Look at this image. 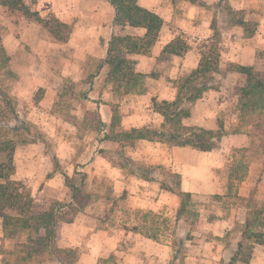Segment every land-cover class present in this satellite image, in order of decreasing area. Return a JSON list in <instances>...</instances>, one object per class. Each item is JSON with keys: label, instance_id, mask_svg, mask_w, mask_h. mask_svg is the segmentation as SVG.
Wrapping results in <instances>:
<instances>
[{"label": "crops", "instance_id": "0c3cea01", "mask_svg": "<svg viewBox=\"0 0 264 264\" xmlns=\"http://www.w3.org/2000/svg\"><path fill=\"white\" fill-rule=\"evenodd\" d=\"M223 1L227 3L223 4ZM137 2L163 20L158 40L147 54H131L126 51L121 56L122 60L131 64L132 72L140 75L141 80L137 86L110 77L111 68L105 64V61L114 37H143L146 33L145 29L119 25L115 14L112 16V23L109 24L104 22L99 24L96 17L90 22L84 20L82 23H75L73 27V22L68 20L69 15L65 20L59 15L63 22L72 28L73 47H80V51L78 48L74 56L60 57V60L62 62L64 60V64L78 71L82 68V61L90 56L100 62L97 69L99 73L93 75L90 81V86L93 87L84 89L83 96L86 101H91L102 94L109 101L96 103V107L85 111L82 118L73 119L66 110L63 113L65 118L62 116L55 120L59 119L68 124L75 120L80 122L75 126H84V123L91 122V118L86 119L87 113L94 111L100 115L103 123L100 133L106 135L110 132L112 123V107L117 106L122 118L121 129L129 131L133 128H159L164 122V117L156 107L151 108L150 99L156 98L155 101L153 100L154 105L155 102L175 101L180 90L178 81L184 80L198 69L205 53L203 49L216 39L220 51L218 60L220 71L215 74L218 87L205 92L193 107L191 117L184 121L188 126L215 130L216 126L218 127V119L216 121L215 115L214 120L212 119L213 113L218 114L225 105L223 102L228 81L234 77L244 76L234 70L226 71L225 67L228 65L258 67L259 62H264L262 58L264 57V0H196L195 3L190 0H137ZM226 6L231 9L230 12ZM249 27L252 29L250 34L247 32ZM88 32L91 33L90 36L86 34ZM88 37H91L90 43L87 42ZM178 37L186 43L187 49L181 55L164 53L167 45ZM30 72H33V68H30ZM83 72L76 73L74 79L77 80L76 83L83 84L81 82L83 76L86 79V74ZM60 74L69 76L71 73L60 72ZM33 76L35 79L36 75ZM88 77L90 75H87ZM32 78L30 74V81ZM55 86L44 83L46 95L54 94ZM58 86L64 88L61 83ZM145 103L148 107L144 105ZM147 108L149 109L146 110ZM49 117L51 119L53 115L50 114ZM97 143L99 149L106 151H115L119 147L117 142L106 140L105 137L97 140ZM247 143L248 139L231 134L222 139L218 148L204 152L192 147H172L165 143L140 140L134 147H127L125 153L127 157L147 166H162L166 172L180 175L182 191L190 193L193 198L208 190L213 169L217 164L220 166L219 159L216 164L212 159L220 157L222 153L232 148L246 147ZM16 151L18 152V148ZM15 157L16 152L14 160ZM57 157L63 163L70 165L63 172L61 169L51 171L54 174L47 180L44 193L46 197L61 203L63 207L59 208L62 212L67 210L68 204L80 207V212L72 222L60 220L55 226V241L58 248L75 250L78 256L75 264H99L101 258L110 255L116 256L118 264H162L163 262L183 264L186 259L192 260L190 264H211L209 259H200L193 254L187 256V253L183 254L181 249L176 248V242L179 246L191 242L200 219L197 215V221L192 225L185 216L178 217L181 198L175 193L162 189L160 182L146 181L131 175L126 169L114 167L98 152L80 153L73 151L72 148L69 155L59 154ZM75 161L78 163L77 166ZM71 167L74 171L69 173ZM63 173L67 176L81 174L86 178V182L84 180V184L78 186L81 193L77 199L72 198V191L68 188L71 197L67 203H64L68 198V189L66 183L64 186L62 181V177L65 178ZM157 176L161 180L164 179L162 174ZM103 180L108 183L107 195L101 185ZM86 183L87 185L84 186ZM169 183L173 185L171 180ZM84 187L88 189L86 195L84 193L82 195ZM92 192L98 195H93ZM221 194L228 197L229 183ZM241 207L246 212L244 221H241L244 224L247 209L242 205ZM169 219L177 227V240L174 244L168 241L164 243L162 240L164 227ZM201 222L204 223L202 228H208L215 234L221 231L225 234L223 238L226 239L230 237V228L234 225L235 216L230 212L226 214L225 219H219L217 223L204 218ZM184 227H186L185 238H183L184 233L179 237L178 231H183ZM0 228V237H3L4 228L1 218ZM229 239L235 241L236 238ZM230 241L225 240V245L221 244L223 246L214 244L215 251L220 250L219 264H228L229 255L235 250L232 246L228 248ZM257 246L260 245L255 246L251 264H259L262 260L260 255H264V246L263 249L262 246L258 248ZM210 254L216 256V253ZM205 256L210 257L209 254ZM3 258V254L0 253V264H5Z\"/></svg>", "mask_w": 264, "mask_h": 264}, {"label": "rangeland", "instance_id": "374dc122", "mask_svg": "<svg viewBox=\"0 0 264 264\" xmlns=\"http://www.w3.org/2000/svg\"><path fill=\"white\" fill-rule=\"evenodd\" d=\"M25 3L31 11H38L45 19H58L63 22L69 15L68 20L73 22L72 27L75 23H82L84 20L90 22L96 17H98L99 24L102 22L109 24L112 23V16L116 15L115 8L108 0H35L34 3H32V0H25ZM222 3L226 4L227 2L223 1ZM59 15H62L64 20ZM102 19L104 20L101 21ZM251 31L252 29L249 27L248 34ZM86 34L91 35L90 32ZM91 41V37H88L87 42L90 43ZM73 45L71 33L66 42H62L34 19L27 18L23 14L14 15L12 12H8L7 9L0 7V47L10 57L7 68L0 69V87L5 89L6 94L13 103L16 116L27 124L29 131H23V139L30 141V145L27 143L17 147L18 152L16 151L14 160L15 172L11 179L15 183L14 187H17L22 193L23 199L32 201L35 213L44 211L55 201L46 197L44 193L47 180L52 178L54 174L51 171L61 169L63 172L70 165V163L66 164L58 159L59 154L69 155L72 148L73 151L86 152L87 154L96 152L101 154V151L104 150L98 148L97 140L103 139L105 134L102 135L100 132L94 131L90 127L89 121L84 123V126H75L80 122L73 120L72 123L68 124L59 119L55 120V118L62 116L65 118L63 113L66 110L69 111V115L73 119L82 118L85 111H89L88 109L93 110L96 107V103H107L109 101L102 94L96 96L94 100L86 101L83 96L84 89L91 87V78L99 73L97 69L100 62L90 56L82 61V68L79 71L69 67L68 64H64L65 61L62 62L60 57H72L76 54L78 48L80 51V47H73ZM218 47L215 39L213 43L208 44L203 49L204 54L214 59L217 53V60H219L220 51ZM30 68H33V72H30ZM253 68L256 73L264 77V62H259L258 67L253 66ZM6 70L12 71L15 76L5 75L4 71ZM225 70H233V68L228 65ZM82 71L86 74V79L83 76L81 81L84 85L76 83L77 80H74L76 79V73H82ZM60 72L71 74L69 76L66 74V77ZM30 74L33 77L32 81H30ZM33 75H36L35 79ZM87 75H90V77L87 78ZM140 80L141 77H139V83ZM145 81L149 83L148 80ZM183 81V79L178 81L179 89ZM246 81V75L242 78L234 77L228 81L223 102L225 105L219 110L218 114L213 113L212 119L214 120V115L216 121L221 119L225 124L228 135L238 131L237 135L242 139H248L247 146L232 148L228 152L222 153L220 157L212 159L215 164L219 159L220 166L217 164L213 169V176L210 178L211 184L208 190L201 195H195L191 199L190 208L195 215H199L200 219L194 230L195 236L191 239V242L184 245L179 246L177 242L175 244L177 249H181V253L183 251V254L187 253V256L193 254L198 258L200 257V259H209L211 264H219L220 262V250L216 252L214 244H224L225 240L230 241L229 238H237L240 234L243 226L241 221H244L246 215L245 209L241 207L240 200L241 197L246 196L242 195L248 196L250 191L257 187L254 199L257 201L258 207L264 208V149L260 147L253 136L251 122H247L238 110L237 93L243 85L245 86ZM44 83L56 85L55 93L46 95V88H43ZM59 83L63 84L64 88H60ZM142 83L144 84V81ZM155 99V97L150 99L151 108L156 107L153 102ZM144 105L148 107L147 103ZM93 113L95 112L93 111ZM50 114L53 115L51 119L48 118ZM86 119H90L89 114L86 115ZM2 162L3 155L0 154V163ZM77 164L76 162L75 166ZM72 170L71 167V170H68L69 173ZM63 174L65 178L62 177V181L64 186L66 183L67 189L71 185L84 184V180L86 182L84 175L67 176L65 173ZM87 182L89 183V181ZM1 183H5V181L0 180ZM228 183L230 194L227 197L221 193L228 186ZM107 184L106 180L101 182L105 195H107ZM86 185L87 183L84 186ZM87 190L84 187L82 195L83 193L86 195ZM67 191L68 198L64 200V203H67L71 197V191L69 189ZM92 194L98 195L96 192H92ZM230 212L235 216V222L230 228L229 238L224 239L225 234L221 231L215 234L214 231L208 230V228H202L204 224L201 222L202 218L217 223L219 219H225L226 214H230ZM176 229L177 227L169 219L164 227L165 231L162 238L164 243L166 241L175 243L177 240ZM185 229L186 227L183 228V231H178L179 237L181 233H184L183 238H185ZM261 230L264 233V227ZM3 232L4 236L0 237V253L4 256L5 264H37L38 258L30 260L27 257L28 252L25 250V245L30 246V237H37L35 230L18 228L13 229L11 232ZM10 233L13 235L11 236ZM261 249H263V246ZM211 252L216 253V256H212ZM208 254L210 257L205 256ZM260 259L262 260L259 264H264V255H260ZM191 261L186 259L183 264H190ZM162 264L166 263L163 262Z\"/></svg>", "mask_w": 264, "mask_h": 264}, {"label": "trees", "instance_id": "16d2710c", "mask_svg": "<svg viewBox=\"0 0 264 264\" xmlns=\"http://www.w3.org/2000/svg\"><path fill=\"white\" fill-rule=\"evenodd\" d=\"M116 10V22L119 25H130L134 28H143L146 33L143 37L116 36L110 43L108 57L105 61L110 68V77L114 80L127 81L129 85L137 86L140 75L132 72L131 64L121 59L126 51L129 53L147 54L156 43L161 31L163 20L156 13L151 12L140 5L137 0H108ZM195 3L196 0H190ZM35 0H32L34 3ZM0 7L5 8L14 15L23 14L32 18L46 28L58 40L66 42L71 33V26L58 19H45L38 11H31L25 0H0ZM230 12V8L227 7ZM22 16V15H21ZM242 25L245 23L241 22ZM187 49L186 43L179 37L173 40L164 49V53L181 55ZM217 53L214 59L203 54L197 70L187 76L179 90L177 98L173 102H155L157 111L164 117V122L159 128H133L129 131L121 129V115L117 106L112 107L113 117L110 133L105 135L106 140L117 142L119 147L115 151L102 150L101 154L114 167L126 169L131 175L146 181L161 183L162 189L177 194L181 198V208L178 217L185 216L193 225L197 220L190 207L191 194L181 189V176L166 172L162 166H147L126 156L125 149L134 147L140 140L165 143L172 147H192L208 152L216 149L222 139L228 135L225 124L218 119L216 130L205 129L197 126H188L185 120L192 115V109L196 102L202 98L208 90L217 89L215 74L219 65ZM10 57L0 47V69L7 68ZM234 71L247 76L245 86L239 89L238 110L242 117L251 122L253 136L260 147L264 149V77L255 72L253 67L232 65ZM7 76L14 77L10 71H4ZM10 114V115H9ZM91 122L90 127L96 132H101L103 123L100 115L88 112ZM13 117H10V116ZM23 131L29 128L25 121L16 116L13 103L9 99L4 88L0 87V154L3 162L0 163V218L5 232L13 229H33L36 238L30 237V246L25 245L27 257L31 260L38 258L37 264H75L78 256L75 250L60 249L55 241V226L58 221L72 222L80 207L68 204L67 210L62 212L60 202L53 201L49 208L42 212L33 211V203L30 199L24 200L22 193L11 179L15 172L14 156L19 145L29 144L23 139ZM234 131L233 134H237ZM20 138V139H19ZM157 174H162L160 179ZM173 182V185L169 181ZM78 184L71 185L72 198L77 199L81 193ZM257 187H254L249 197H241V205L247 209L245 223L235 241L228 243L235 250L228 258V264H251L256 245L264 246V208L258 207L254 195ZM60 207V208H59ZM17 212V213H14ZM19 212V213H18ZM11 236L13 235L10 233ZM59 262V263H58ZM99 264H118L115 255L101 258Z\"/></svg>", "mask_w": 264, "mask_h": 264}]
</instances>
